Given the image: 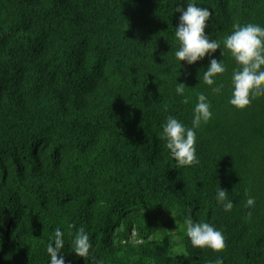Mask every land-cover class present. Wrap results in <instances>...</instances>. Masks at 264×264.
Returning a JSON list of instances; mask_svg holds the SVG:
<instances>
[{"label": "trees", "instance_id": "1", "mask_svg": "<svg viewBox=\"0 0 264 264\" xmlns=\"http://www.w3.org/2000/svg\"><path fill=\"white\" fill-rule=\"evenodd\" d=\"M184 2L0 0V264H48L57 227L65 264H209L221 254L264 264V94L244 109L228 103L237 65L226 50L213 54L226 67L213 86L203 82L211 57L176 60ZM194 2L212 11L210 39L264 25V0ZM199 93L213 116L196 130L197 161L177 168L162 124L171 115L192 127ZM189 216L222 228L227 246L192 247ZM80 227L88 258L70 246Z\"/></svg>", "mask_w": 264, "mask_h": 264}, {"label": "clouds", "instance_id": "2", "mask_svg": "<svg viewBox=\"0 0 264 264\" xmlns=\"http://www.w3.org/2000/svg\"><path fill=\"white\" fill-rule=\"evenodd\" d=\"M175 12L180 13L174 32V37L179 42V47L174 51L176 60L186 61L192 65L205 57H211L203 73V82L213 86L216 83V76L226 71L223 60L215 58L213 54L220 49V55L223 56L226 50L237 65L231 74L228 103L236 109H244L255 96L264 94V25L252 22L236 24L230 34L217 41L210 39L205 32L212 16L209 8L201 7L194 0H185L184 3L177 5ZM221 87L222 85L212 87V91L218 93ZM185 90L186 85L178 82L176 94L184 96ZM196 100L192 127H187L171 115L162 124L163 138L167 141L166 148L176 161L177 168L191 166L197 161L196 130L202 124H207L213 116L210 101L205 94H197ZM215 200L224 211L231 209L233 204L227 190L221 187L216 189ZM255 205L256 199L250 195L245 206L251 209ZM248 216L251 217V212ZM184 225L186 237L194 248L207 247L219 252L227 246L225 232L215 223L196 222L189 216L184 220ZM63 237V231L57 227L54 238H50L47 245V254L50 257L48 264H65V257L61 255L65 244ZM70 246L77 257L88 258L91 255L92 244L85 228L80 227L73 234ZM224 259L222 254L217 255L209 264H224Z\"/></svg>", "mask_w": 264, "mask_h": 264}, {"label": "rangeland", "instance_id": "3", "mask_svg": "<svg viewBox=\"0 0 264 264\" xmlns=\"http://www.w3.org/2000/svg\"><path fill=\"white\" fill-rule=\"evenodd\" d=\"M174 216L173 215H171V214H169V216H167L166 215V219H165V222H167L168 221V218H173ZM167 226V229L169 230V231H173V230H175L176 229V227L175 226H173V225H170V223L169 224H166Z\"/></svg>", "mask_w": 264, "mask_h": 264}]
</instances>
